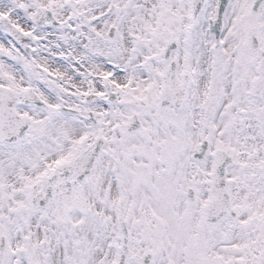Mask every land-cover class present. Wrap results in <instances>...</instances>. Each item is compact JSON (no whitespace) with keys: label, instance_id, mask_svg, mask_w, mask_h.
Returning a JSON list of instances; mask_svg holds the SVG:
<instances>
[{"label":"snow or ice","instance_id":"obj_1","mask_svg":"<svg viewBox=\"0 0 264 264\" xmlns=\"http://www.w3.org/2000/svg\"><path fill=\"white\" fill-rule=\"evenodd\" d=\"M0 264H264V0H0Z\"/></svg>","mask_w":264,"mask_h":264}]
</instances>
